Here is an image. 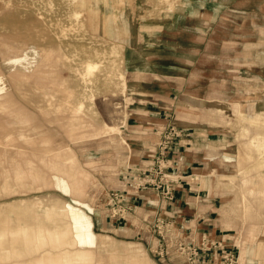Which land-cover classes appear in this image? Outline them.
<instances>
[{
	"label": "rangeland",
	"instance_id": "obj_1",
	"mask_svg": "<svg viewBox=\"0 0 264 264\" xmlns=\"http://www.w3.org/2000/svg\"><path fill=\"white\" fill-rule=\"evenodd\" d=\"M152 1L108 0L104 3L99 0L101 11L116 14L112 18L115 24L111 22L107 25L115 31L114 35L97 33L102 32V28L98 30L99 23L86 16L82 23L88 25L85 30L74 29V22L51 19L50 25L45 24L41 31L35 32L49 33L53 37V45L57 46L55 48L17 39L0 31V93H7L0 99V102L3 101V111L0 109V231L16 229L18 221L15 218L18 215L23 216L27 224L32 220L33 227L41 224L52 231L69 227L73 229V234L68 235V238L87 229L94 233L93 238L95 236L93 248L86 247L91 250L90 260L94 264H125L123 259L117 257L126 255L133 245H141L153 259L141 256L140 250L134 247L126 255L138 257L137 263L133 264H152V261L154 264H190L183 249L201 243L203 235L207 234L216 244L201 252L200 264H252L250 259L254 260L253 264H258L264 257V251L257 248V241L264 240V233L252 239L250 229L253 224H257L258 230L262 227L264 232V196L258 192L261 187L264 188V169H253L254 161L250 158L243 161V165L250 171V186L256 188V192L250 194L241 181L244 172L240 174L237 171L240 168L238 162L241 148L257 154L256 148L248 147L249 137L241 134V125H249L250 122H241L230 107L226 108L222 118L215 111V105H230L232 101L231 97L227 98L226 94L218 90L221 88L219 83L230 80V66L222 59L227 53L225 42L233 41L243 47L247 41H259L264 31L254 25V19L264 25V0H176L172 7L167 2ZM11 3H21L24 10L31 13L33 10L35 14L39 9L48 7L45 0H0V7ZM216 7L219 13L213 19L212 13ZM5 8L10 9L8 6ZM57 8L56 4L49 18L56 16ZM125 28H129V32L127 30L126 34H120ZM65 31H72V34L69 32L68 35ZM30 37L33 42H48L33 34ZM193 41L197 42L194 44L198 47L196 52L188 54V59L178 58L175 52L190 48ZM59 43L72 44L60 49ZM153 47L160 49L157 54L165 51V114L168 115L170 125L165 137L169 142L168 149L170 152L177 149L169 135L172 129L175 130L173 137H176V132L182 129L179 126H193L176 121L178 108L190 107L198 114L197 118L206 123L202 128L195 126L197 134L208 137L206 144L201 147V165L195 172L186 171L184 179L178 178L180 180L177 179L180 176L168 170L166 165L165 173L171 174L176 180L174 194L176 189L183 187L185 199L182 204L167 207L165 211H158L154 215L140 210L141 219L155 218L152 224L145 226L142 220L136 219L125 226L107 220L109 224L103 226L105 220L98 212L106 201L107 188H117L123 184L118 176L123 177L124 173H115L120 159L136 149L140 152L146 147L141 138L147 132L138 131L137 141L132 140L138 142V147L134 149L126 127H130L131 110L136 106H145L151 96L140 80L143 81L145 74L151 73L157 66L154 61L157 54L151 55L154 54ZM43 57L46 60L42 61ZM141 57L146 62L144 67L138 64ZM87 59L97 61L94 63L95 69L83 62ZM42 62H50L53 66H43ZM38 65L41 69L34 71ZM50 69L57 71L58 78L64 76L66 82L62 86L53 84L52 89H43L39 84L42 70ZM84 72L87 77L85 82L81 78ZM124 79L129 84L133 83L132 80L137 81L125 90ZM45 89L51 91V95L57 93L54 105L67 104L64 97L73 106L82 100L85 111L83 115L90 123L86 121L82 127L75 129L64 124L70 114L69 110L64 113L54 109L47 111L48 106L53 104L48 100L50 94L43 95ZM81 89L83 94H80ZM4 100H10V103ZM105 123L123 126L122 132L98 131L99 125ZM261 127L259 124L254 126L259 129ZM195 129L186 130L194 132ZM9 135L15 138L8 140ZM122 135L129 145L121 142ZM244 142L247 147L240 145ZM66 145L73 149L75 164L61 160L60 166L68 169L73 176L52 166L51 161L56 158L45 151L46 148L58 149ZM212 169L214 173L210 178H213L214 184L209 190L205 187V179ZM35 175L41 178L36 179ZM245 190L253 201L254 209L250 212L245 211L241 201L242 191ZM21 199H26L23 204L20 203ZM17 202L20 204L17 205ZM49 208L59 211L54 217L48 218ZM137 227L140 232L135 234ZM8 234L11 238L12 234ZM106 235H111L115 241L113 253L109 249L112 247L110 236ZM245 242L253 243L251 251L247 253V260L241 262V244ZM60 244L52 241L41 247L40 251L15 257L13 254V258L0 262L28 263L48 250L57 259V254L64 250L77 251L81 247L79 244ZM111 254L115 255L116 260L110 258ZM69 257L77 256L73 254Z\"/></svg>",
	"mask_w": 264,
	"mask_h": 264
},
{
	"label": "bare ground",
	"instance_id": "obj_2",
	"mask_svg": "<svg viewBox=\"0 0 264 264\" xmlns=\"http://www.w3.org/2000/svg\"><path fill=\"white\" fill-rule=\"evenodd\" d=\"M45 1L47 2L48 7L46 9H42V8L39 9L38 13H36V14L33 12V10H32V13L24 10L21 3L20 4H14V3L12 4L11 3L8 5L7 4L2 5L0 7V31L3 33H6L7 35L14 36L17 39H23V40H26V41L31 42V43H36L37 45H43V46H48L50 48L51 47L55 48L57 46L53 45V43L51 41L53 37H51L49 33H44V32L36 33L35 31H41L40 29L45 24L49 23V25H50L51 19H56V20L63 21L66 23L67 22L68 23L74 22V25H73L74 29L85 30L88 25L84 26V24L82 25V23L85 22L84 16H86L87 19L88 18H89V20L95 19V20H97L96 22L99 23L100 27L98 28V30H101V28H102V32H97V33H106L107 35H112V34L114 35V33H115V31L110 26H107V25H108V23L111 24V22L113 24H115V21H113L112 18L116 14L114 12L108 13L106 11L104 12V10L101 11V9H100L101 6L98 5L99 0H45ZM107 1L108 0H102V2H104V3ZM158 1L161 3L167 2L169 4L168 5L169 7L174 6L176 3L175 2L176 0H158ZM138 2H139V0H138ZM148 2H149V0H148ZM156 2L157 1L154 0L153 3H156ZM149 3H147V4H149ZM56 4L58 7L56 10L57 14L55 17L49 18V14L53 10V8ZM182 4H184V3H182ZM7 6L10 9L7 10L5 8ZM114 6H116V5H114ZM6 10H7V12H4ZM218 13H219V8L216 7V9L212 13V18L214 19ZM151 17H154V16H151ZM31 21H34L35 23L31 24ZM76 23L81 24V26L79 27ZM254 25L257 28H258V26H260V29L262 31H264V25H263V23L260 22V20L254 19ZM128 29L125 28L123 32L120 31V34H122V33L126 34ZM32 30H33V33H32ZM65 32H67L68 35H69V32H71V34H72V31H69V32L65 31ZM128 32H129V30H128ZM31 34H33L34 36H40L41 39L43 38L45 40H48V42H46V43H43V42L38 43L37 41L33 42L32 38L30 37ZM155 40L157 41L158 39L156 38ZM195 43L197 44L196 41L195 42L193 41L192 46L190 48H187V49L182 50V51H176L175 54H177L178 58H180L181 60H182V58L188 59L187 55L190 53L196 52V50L198 48L197 46L194 45ZM70 44H72V43H70ZM70 44L64 45V44L59 43L58 47L61 49L64 46L66 47V45L68 46ZM74 44H76V43H74ZM77 44H81V43L78 42ZM3 45H5V44H3ZM170 45H172V44H170ZM225 45L227 47V49H226L227 53L225 54L226 56L223 57L222 59L225 60L227 65L230 66V68H228L230 71V80H228V78H223L222 80H228V81L219 83L218 86L221 88L218 90L222 94H226L227 98L231 97L232 101H231L230 105H221V104L217 103L215 105V111L220 114V117L224 118L225 111H227L226 108L230 107V109L232 108L234 110V113L238 116V118L241 120V122H243V120H248L250 122L249 125H246V124L241 125V134H242V136H248L249 137L248 147H250V149L256 148L257 154L254 155L253 152H250L248 150L246 151L245 149L243 150V148H241L239 151V162H238V166L240 168L237 171H240V174H243V172H244V175L241 177L243 187L246 186L248 188V192L250 194H254V192H256V188L250 186V184H252V182L249 180V176H248L250 171L247 170V167H245L243 165V161L246 160L247 158H250L254 161L253 169H255V170L264 169V129H263L264 128V33H262L260 35L259 41L256 43H250V41H247L246 44L243 47H241L236 42L227 41V42H225ZM76 47H78V45ZM114 47L116 48V45ZM75 48H74V50H75ZM152 50H153L154 54H151V55H156L160 49L158 50L157 48L153 47ZM93 51H94V49H93ZM96 51H97V48H96ZM67 57H68V55H67ZM152 59L154 60V57H152ZM44 60H46V59L43 57L42 61H44ZM82 60L83 59H81V61ZM181 60H180V62L183 63V61H181ZM154 61H156V60H154ZM83 62L85 64H87V66H89L90 68L95 69L94 63L97 61H94L92 59H87V60H84ZM83 62L82 63L80 62V63L83 64ZM38 63H40V62H38ZM138 64H140L141 67H144L146 65L145 59L143 57H141L140 60H138ZM42 65L48 66V67L53 66V64L50 62H42ZM78 67H79V70H81L80 69L81 66L79 65ZM38 69H41V68H39V65L36 67V70L34 69V71H38ZM198 70H202V69H198ZM46 71H48V72H46ZM45 72L47 74H44ZM26 77L28 78V75ZM122 77H123V75H122ZM81 78L84 82L87 80V77L85 76V72L83 73ZM36 79H38V78H36ZM40 80L41 81L39 84L43 87V89L47 88V87L50 89L53 84H57L58 86H62L66 82V78L64 76L58 78L57 77V71H52L51 69L45 70V71L42 70ZM128 82L129 81H127V79H124L123 88L125 90L130 86V84ZM81 87H82V85H81ZM214 87H216V84L214 85ZM216 91H217V89L215 90V92ZM42 93L44 96H46V95L48 96L50 94V96H48L49 97L48 100H50L51 104H53V105L48 106L47 111L50 112L52 109H54V111H56V112L64 113L65 111L69 110L68 112H70V114H68L67 120H64V124H69V126L72 129H75V127L80 128L83 126L84 122H86V121L89 122L86 119V117L83 115V113L85 111L83 109V101L82 100L79 101L75 106H73L72 104L69 103V100L64 97V100H67L69 104L65 103L63 105V104L59 103V104L54 105V97H56L57 93L51 95V91H46V89H45V91L43 90ZM5 94H7V93L1 92L0 93V99H3V96ZM80 94H83L82 89L80 90ZM40 97H41V95H40ZM92 97H93V95H92ZM4 102L10 103V100L9 101L4 100ZM212 102H213V100H212ZM1 105H3V101L0 102V109H1V111H3ZM46 109H47V107L45 109L43 108V110H46ZM176 115H177L176 121H180L181 123H183V125H193V126H197L199 128L206 126V123L200 121L196 116L198 114L194 110L190 109V107L189 108L179 107ZM124 121L126 123L125 119H124ZM213 124H216V122ZM258 124L261 125L262 127L260 129L254 128V126H257ZM217 125L223 127V125H221V124L220 125L217 124ZM121 127H123V126L117 127V126L108 125L105 123L104 125H99L98 131L101 129H104L106 132H113V131L117 132V130H118V132H120V131L122 132ZM0 130H1V128H0ZM14 138H15L14 135L8 136V140H13ZM121 141L127 143V139H126V137H124V135L121 136ZM240 145H243V146L245 145L247 147L245 142L241 143ZM72 150L73 149L71 147H69L68 145H66L64 148H58V149L46 148L45 149L46 153L49 152V154L51 156H53V158H56L55 161H51V165L57 166L58 170H60L61 172L65 173V174H68V176H73V175L69 174L68 169H65L63 167L61 168L60 164H62L61 160L70 161L72 164H75L74 161L76 158H75ZM41 162H42V160H41ZM72 167H75V165ZM215 171H217V170H215ZM212 173H214V169H212V171L209 172V174L207 175V178L205 179V187L209 190H211V188L213 187V184H214L213 178L212 177L210 178V176H212ZM34 178L40 179L41 177H40V175H35ZM231 180H232V182L234 181L233 179H231ZM220 184H221V182H220ZM242 192H243L242 198H241L242 204L245 207L244 208L245 211L250 212L254 209V208H252L253 201H252V199H250L248 197L246 190L242 191ZM258 192L260 194H262L261 196H264V188L261 187L258 190ZM224 199H226L225 196H224ZM25 200L26 199H21L20 203L23 204V202ZM36 202H37V200H36ZM20 203H18L17 205H19ZM38 203H39V200H38ZM58 211L59 210L56 208H49L47 211L48 218L54 217ZM3 216H4V214H3ZM15 219H17V221H18V225L16 224L17 222L15 223L18 226V227H16V229H14V230L10 229V231H6L3 229L0 231V260L3 261V259H10V258L15 257V255L21 256V255H24L25 253L28 254V253L35 252V251H40L41 247H43L46 243L51 244V242L54 241L56 243H62L60 245H64V243H66V245L72 244V246H74V244L75 245L79 244V245H81V247L78 248L77 251H75V250L69 251L68 249H66V251L64 250L62 253H59L60 252L59 251V252H57L59 254L55 253L59 256L57 259L54 258V255H53L54 253L52 254V252L48 250V251H44L42 253V256H40L39 258H37L35 260H30V262H28V263L15 261L12 264H94L90 260V256L92 254L91 250H89L87 248L88 247L93 248V246L95 245V236L93 238L94 233L92 234L89 230L86 229V231H84L82 233H77V234L73 235L71 238H68L67 237L68 235L70 236L73 234V231H72L73 229L71 230L69 227H67L61 231H52L49 229H45V227H43V225H41V224L33 227L32 226L33 224H31L32 220L30 221V223L27 224L26 219H24V217L21 215L16 216ZM258 227L259 226L257 224H253V226L251 227V229H250L251 234L250 235H251V237H253L252 239H255L260 233H264L262 231L263 228L261 227L260 230H258ZM6 228H7V223H6ZM8 232H10V234H12L11 238L9 237L10 235L8 234ZM240 237H242V236H240ZM239 240H240V238H239ZM239 242L241 243V241H239ZM252 243L253 242H249V243L245 242V243L241 244V256L239 255L241 262H244L245 260H247V253L249 251H251V244ZM90 244H92V245H90ZM5 245H6V247H5ZM68 246H71V245H68ZM257 248L259 250L261 248V251H264V240L257 241ZM73 251H75V252L73 253ZM13 254H14V256H13ZM73 254H75L77 257L76 258L69 257L70 255H73ZM110 258L112 259V254L110 255ZM99 260H101V259H99ZM250 261H252V264L254 263V260L250 259ZM124 262H125V264H131V263L136 262V259L135 258H126V259H124ZM153 263H154V261H152V264ZM0 264H3V263L0 262ZM4 264H6V263H4ZM258 264H264V257L259 261Z\"/></svg>",
	"mask_w": 264,
	"mask_h": 264
},
{
	"label": "crops",
	"instance_id": "obj_3",
	"mask_svg": "<svg viewBox=\"0 0 264 264\" xmlns=\"http://www.w3.org/2000/svg\"><path fill=\"white\" fill-rule=\"evenodd\" d=\"M157 63L156 68L151 73H146V78L140 80L144 88L151 94L149 100L146 102L145 106H136L133 108L130 112L129 117V124L126 127V130H128L129 134V140H136L138 139L139 132L138 131H145L147 134L143 135L141 139H143L145 143V148H142V150L131 152L130 154H126V157L123 159H120L119 166L115 170V173H126L130 170H137L142 168L144 165L154 162V157L157 155V152L161 148V144L165 145L166 141V133L167 129L169 128L168 124V115L165 114V51L163 53H159L155 57ZM169 78V77H168ZM133 83L130 84L131 86L135 83L137 80H132ZM180 132L177 130V136L172 137L175 146L177 149H175L174 152H170L169 150L166 152V156H164L162 163L167 165V169L174 171V174L180 179H184V173L186 171L189 172V170H192V172H195L196 168H199L201 165V154H202V145H205L207 142L208 137H204L201 134H197L196 127L195 126H179ZM187 128H194V132L186 130ZM136 130V131H135ZM134 138V139H133ZM122 143H125L121 141ZM128 140H127V143ZM133 148L138 147V142L132 141L131 142ZM149 149V150H148ZM129 169V170H127ZM117 171V172H116ZM178 174V175H177ZM119 180L123 182V177L120 175L118 176ZM178 179V180H180ZM122 185L119 184L117 188L121 187ZM178 188V187H177ZM183 187H179L175 190V199L172 202H169L167 200H159L158 196L153 193H143L139 196L137 199L136 205H137V217H133V221L136 219L141 220L140 210H146L149 211L151 215L157 214L158 211H165L167 207H175L178 203H183L185 197L184 192L185 189H182ZM110 189V187H109ZM107 188V190H109ZM106 191V190H105ZM184 208V207H183ZM181 211H184V209H181ZM150 215V216H151ZM103 226H107L109 223L107 221H104ZM139 229L136 228L135 234H138ZM110 236L111 245L109 249H111L112 253L114 252L113 246L115 245V241ZM98 239H101L98 237ZM103 239V238H102ZM98 245H100L98 243ZM97 246V245H96ZM137 247V250H140L141 256H148L146 253V250L141 245H133L130 246L129 252L132 251L133 248ZM128 252V253H129ZM127 253V254H128ZM117 254V253H116ZM126 254V255H127ZM119 255V254H118ZM126 255H119L117 258L126 259V258H135L137 263L138 257L136 256H126ZM126 256V257H124ZM112 258L115 259V255H112ZM151 260H153L151 257H149ZM133 264V263H131ZM154 264V263H153Z\"/></svg>",
	"mask_w": 264,
	"mask_h": 264
},
{
	"label": "built area",
	"instance_id": "obj_4",
	"mask_svg": "<svg viewBox=\"0 0 264 264\" xmlns=\"http://www.w3.org/2000/svg\"><path fill=\"white\" fill-rule=\"evenodd\" d=\"M175 134V130L170 131V138ZM169 142L161 144L160 150L154 157V162L144 165L137 170H130L123 175V184L119 188H110L106 193V201L99 209L98 215L105 221H114L118 224L130 225L133 217H137V199L143 193H153L159 200L174 201V183L176 180L171 174L165 173L166 164L163 158L166 156ZM145 226L155 222V218L146 217L141 219ZM142 229V227H141ZM140 231V229H139ZM216 241L210 239L207 234L203 235L201 243L183 249L190 264H200L201 252L211 249Z\"/></svg>",
	"mask_w": 264,
	"mask_h": 264
}]
</instances>
